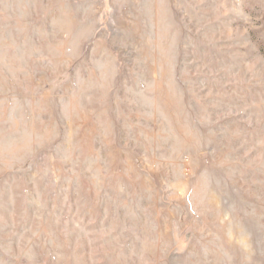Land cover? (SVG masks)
<instances>
[{
    "label": "rangeland",
    "instance_id": "374dc122",
    "mask_svg": "<svg viewBox=\"0 0 264 264\" xmlns=\"http://www.w3.org/2000/svg\"><path fill=\"white\" fill-rule=\"evenodd\" d=\"M0 264H264V0H0Z\"/></svg>",
    "mask_w": 264,
    "mask_h": 264
}]
</instances>
